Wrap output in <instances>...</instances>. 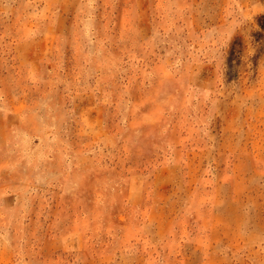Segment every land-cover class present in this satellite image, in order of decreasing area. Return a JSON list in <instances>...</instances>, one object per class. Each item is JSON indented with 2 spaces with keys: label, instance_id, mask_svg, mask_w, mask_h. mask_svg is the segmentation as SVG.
Wrapping results in <instances>:
<instances>
[{
  "label": "rangeland",
  "instance_id": "rangeland-1",
  "mask_svg": "<svg viewBox=\"0 0 264 264\" xmlns=\"http://www.w3.org/2000/svg\"><path fill=\"white\" fill-rule=\"evenodd\" d=\"M0 264H264V0H0Z\"/></svg>",
  "mask_w": 264,
  "mask_h": 264
}]
</instances>
